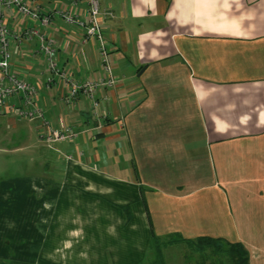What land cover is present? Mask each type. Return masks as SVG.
I'll use <instances>...</instances> for the list:
<instances>
[{
  "label": "crops",
  "instance_id": "1",
  "mask_svg": "<svg viewBox=\"0 0 264 264\" xmlns=\"http://www.w3.org/2000/svg\"><path fill=\"white\" fill-rule=\"evenodd\" d=\"M100 3L117 83L96 114L40 90L78 141L55 144L36 196L0 198V264H142L154 236L240 243L264 264V0ZM56 24L76 35L60 65L102 79L97 42ZM13 59L43 83L41 61Z\"/></svg>",
  "mask_w": 264,
  "mask_h": 264
},
{
  "label": "built area",
  "instance_id": "2",
  "mask_svg": "<svg viewBox=\"0 0 264 264\" xmlns=\"http://www.w3.org/2000/svg\"><path fill=\"white\" fill-rule=\"evenodd\" d=\"M101 0H0V112L13 114L18 120L37 124L40 140L48 147L56 143H77L78 135L72 131L70 120H59L53 125L46 118L39 92L43 88L62 86V99L68 108L83 96L90 102L93 113L100 108L97 91L117 83L111 62V50L104 37L103 24L112 12L102 11ZM57 18L70 29L83 33L82 42L95 40L98 44L102 79L92 76L73 77L59 63V52L73 47L76 35L71 31L57 36ZM33 61H41L47 74L25 73L14 62L13 49ZM32 77L37 78L34 82ZM43 84V85H42Z\"/></svg>",
  "mask_w": 264,
  "mask_h": 264
},
{
  "label": "rangeland",
  "instance_id": "3",
  "mask_svg": "<svg viewBox=\"0 0 264 264\" xmlns=\"http://www.w3.org/2000/svg\"><path fill=\"white\" fill-rule=\"evenodd\" d=\"M58 159L59 154L52 148L41 146L35 122L0 112V198L36 196L33 189L50 175L45 166L59 162ZM219 247L201 250L186 242L170 243L156 238L142 264H161L159 251L165 264H233L228 255L230 247L225 244Z\"/></svg>",
  "mask_w": 264,
  "mask_h": 264
},
{
  "label": "trees",
  "instance_id": "4",
  "mask_svg": "<svg viewBox=\"0 0 264 264\" xmlns=\"http://www.w3.org/2000/svg\"><path fill=\"white\" fill-rule=\"evenodd\" d=\"M153 240H156L155 236L151 239L150 244L152 243ZM176 241L186 242L190 246L197 245L199 249L201 250L205 249V247H212L216 250H219L220 249L219 245L225 244L230 247L228 251V255L230 256L233 264H249L248 252L245 250V248L240 243L230 244L222 239H215V238H210V237H201V238H198L196 241L184 240V239H177ZM159 256H160L159 259H161V264H165L162 260L160 251H159Z\"/></svg>",
  "mask_w": 264,
  "mask_h": 264
}]
</instances>
